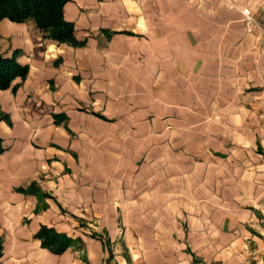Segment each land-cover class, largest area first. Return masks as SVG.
I'll use <instances>...</instances> for the list:
<instances>
[{"label": "crops", "instance_id": "crops-1", "mask_svg": "<svg viewBox=\"0 0 264 264\" xmlns=\"http://www.w3.org/2000/svg\"><path fill=\"white\" fill-rule=\"evenodd\" d=\"M63 17L78 44L0 20L28 66L0 89V264H242L264 223V0H70ZM41 225L82 245L54 254Z\"/></svg>", "mask_w": 264, "mask_h": 264}, {"label": "trees", "instance_id": "trees-1", "mask_svg": "<svg viewBox=\"0 0 264 264\" xmlns=\"http://www.w3.org/2000/svg\"><path fill=\"white\" fill-rule=\"evenodd\" d=\"M70 0H0V20L7 18L14 22L32 21L44 38L58 43L78 44L74 36V25L63 17V6ZM18 51L9 56L0 54V89L10 86L16 77L24 78L28 66L17 60ZM3 150L0 138V152ZM35 237L40 245L54 254H60L70 246H81L82 241L53 227L41 225ZM0 237V256L2 255Z\"/></svg>", "mask_w": 264, "mask_h": 264}, {"label": "rangeland", "instance_id": "rangeland-1", "mask_svg": "<svg viewBox=\"0 0 264 264\" xmlns=\"http://www.w3.org/2000/svg\"><path fill=\"white\" fill-rule=\"evenodd\" d=\"M7 48L8 45L6 43V39L0 37V54H4ZM247 230L255 239H249V242L246 240L245 246L244 248H242V264H264V223L260 224V226L258 227H248ZM90 232L92 234L95 233L93 231ZM120 249L124 250L123 248ZM120 254L125 256L126 253L124 251H121ZM105 261V264H118L113 257L105 259ZM240 261L241 258L238 249L235 250L232 255L231 264H239ZM126 262L127 264H135L129 258H126Z\"/></svg>", "mask_w": 264, "mask_h": 264}, {"label": "built area", "instance_id": "built-area-1", "mask_svg": "<svg viewBox=\"0 0 264 264\" xmlns=\"http://www.w3.org/2000/svg\"><path fill=\"white\" fill-rule=\"evenodd\" d=\"M243 13L246 15L247 22L250 21V22H253L254 24H256L251 17V11L249 9H243Z\"/></svg>", "mask_w": 264, "mask_h": 264}]
</instances>
